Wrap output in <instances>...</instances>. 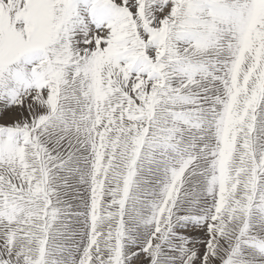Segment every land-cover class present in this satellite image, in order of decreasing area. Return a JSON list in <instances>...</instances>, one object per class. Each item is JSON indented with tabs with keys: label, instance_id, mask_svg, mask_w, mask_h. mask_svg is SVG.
Listing matches in <instances>:
<instances>
[{
	"label": "snow or ice",
	"instance_id": "1",
	"mask_svg": "<svg viewBox=\"0 0 264 264\" xmlns=\"http://www.w3.org/2000/svg\"><path fill=\"white\" fill-rule=\"evenodd\" d=\"M0 264H264V0H0Z\"/></svg>",
	"mask_w": 264,
	"mask_h": 264
}]
</instances>
